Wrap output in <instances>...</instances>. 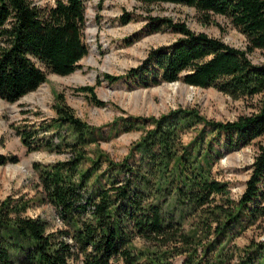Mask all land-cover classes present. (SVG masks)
Returning <instances> with one entry per match:
<instances>
[{
  "label": "trees",
  "instance_id": "16d2710c",
  "mask_svg": "<svg viewBox=\"0 0 264 264\" xmlns=\"http://www.w3.org/2000/svg\"><path fill=\"white\" fill-rule=\"evenodd\" d=\"M88 1L0 0L1 99L13 103L37 89L49 73L64 76L81 68L88 53ZM97 1L101 5L105 0ZM135 1L145 7H192L205 23L213 15L223 16L245 37V49L170 17L148 16L139 37L164 31L177 37L150 48L124 74L102 73L94 85L74 91L102 107L106 103L96 96L95 86L103 81L141 88L181 82L212 87L232 99L260 95L255 111L233 121L208 119L194 108L120 117L110 131H139L140 136L115 161L97 147L99 128L77 117L63 94H57L54 117L15 130L28 151L69 152L67 160L33 164L40 200L57 210L64 226L50 229L44 219L26 214L27 201L6 197L0 201V264H68L70 259L82 264H173L177 256H182L181 264H258V259L264 264V242L224 250L226 237L232 241L264 221V144L257 146L237 199L229 183L212 174L223 149H239L264 134V61L256 64L248 56L256 50L264 53V0ZM130 20L129 12L118 17L122 25ZM17 161L0 153V166ZM135 240L143 247L137 248Z\"/></svg>",
  "mask_w": 264,
  "mask_h": 264
},
{
  "label": "rangeland",
  "instance_id": "374dc122",
  "mask_svg": "<svg viewBox=\"0 0 264 264\" xmlns=\"http://www.w3.org/2000/svg\"><path fill=\"white\" fill-rule=\"evenodd\" d=\"M43 2L52 4L53 0H43ZM124 12L131 14V20L122 25L118 17ZM148 16L170 17L174 21L184 22L195 32H205L231 46L240 49H245L246 46L245 37L226 18L213 15L212 21L205 23L201 15L192 7L173 3L152 4L145 7L135 0H105L101 5L97 0L88 1L84 29L88 53L79 62L81 68L64 76L49 73L46 81L37 89L13 103L0 98V153L16 156L18 159L16 163L9 162L0 166V201L8 196L22 198L29 203L26 214L44 219L50 229L64 226L57 210L44 200H40V186L33 164L64 161L70 158L69 152L67 150L60 153L46 150L28 151L22 145L15 130L16 127L29 128L42 120L47 121L54 117L52 104L59 93L63 94L66 103L77 117L99 128L101 135L98 136L97 147L115 161L122 159L132 143L140 136L139 131L121 134H116L113 129L110 131V128H113L112 123L120 117L159 116L174 109L194 108L208 119L233 121L241 115L255 111L260 95L251 99H232L212 87L200 88L181 82H163L141 88L130 87L122 81L114 83L103 81L95 86L96 96L106 103L102 107L92 105L82 93L74 91V88L83 85H94L98 75L102 73L124 74L129 68L140 64L150 48L168 44L177 37L169 31L143 34L139 37L137 33L144 27ZM127 38L133 42L127 44L125 40ZM248 56L256 64L264 61V53L258 50ZM192 134V131L187 133L184 140L187 141ZM41 135L43 134H38L39 137ZM259 143L264 144V134L239 149H223L222 156L212 169L216 179L229 183L231 196L234 199L239 197L244 188L250 171L249 165L254 159ZM96 144L91 145L90 148L94 150ZM227 240L228 237L225 238L224 250L232 248V245L242 248L252 243H263L264 221L245 228L234 236L232 241ZM133 244L137 248L143 247L141 240H135ZM24 255V252H20L19 260H22ZM258 260V264L263 263V260ZM181 262L182 256L173 259V264H181ZM230 262L236 264V260ZM68 264H82V262L70 259Z\"/></svg>",
  "mask_w": 264,
  "mask_h": 264
}]
</instances>
